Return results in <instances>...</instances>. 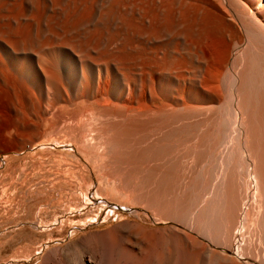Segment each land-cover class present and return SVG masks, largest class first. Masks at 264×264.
<instances>
[{
	"label": "bare ground",
	"instance_id": "6f19581e",
	"mask_svg": "<svg viewBox=\"0 0 264 264\" xmlns=\"http://www.w3.org/2000/svg\"><path fill=\"white\" fill-rule=\"evenodd\" d=\"M106 7L127 57L96 34ZM82 100L103 112L63 121L64 107L56 136L90 127L77 151H113L102 177L138 222L43 251L41 264H264V0H0V155L7 134L31 145ZM48 185L35 196L65 203L69 185ZM102 189L95 204L113 200Z\"/></svg>",
	"mask_w": 264,
	"mask_h": 264
},
{
	"label": "rangeland",
	"instance_id": "374dc122",
	"mask_svg": "<svg viewBox=\"0 0 264 264\" xmlns=\"http://www.w3.org/2000/svg\"><path fill=\"white\" fill-rule=\"evenodd\" d=\"M114 19H117L116 10L114 7H106L94 29L97 30V35L102 33L107 36L108 45H114L119 55L124 58L130 55L131 39L128 36L121 41V29L115 26L117 23ZM65 58L62 52H58L54 62L55 71L60 78H63L62 64ZM110 89L111 86L106 88L104 97ZM63 108V121H77L86 116L90 118L91 115L97 118V115L103 112L97 106H89L85 100L79 103L77 109L63 104L41 122L37 138L31 145L19 141L20 145L14 146L11 144L14 141V133L6 136L11 146L2 150L6 154L0 155V264H13L8 261H12L11 257L19 255L31 256L29 259H20L23 263L31 264L34 259L32 264H41L44 252L47 253L48 249H62L72 241L81 240L91 233L114 230L127 221L138 222L130 211L136 207L128 206L127 199L122 194L112 192L111 189L115 190L116 185L108 183L102 177L106 174V167L112 162L113 151L105 150L103 141L97 142V154L77 151L83 143L81 132L85 133L90 127L85 126L78 132L73 128L74 125L66 126L61 134L56 136L60 120L55 119L54 114ZM102 120L105 122L106 118ZM102 122H96L94 129L102 127ZM64 135H72L77 144L70 143L71 139L66 141L68 144H57V140L64 138ZM102 152L106 153L104 164ZM46 181L47 184L39 185L40 182ZM50 182L59 185L57 189L69 185V192L63 193L65 203L58 205L59 202H55L49 205L47 199H38L35 196L37 190L38 194H42L39 190L48 187ZM101 186L106 195H112L113 200L104 199L105 203L95 204L94 200L101 199L97 195ZM52 198L57 200L56 195L52 194L50 199ZM55 214L58 215V221H54ZM64 222H70L68 228L63 227ZM46 232L50 237L45 235ZM62 235L64 237H61ZM51 236L54 239H51Z\"/></svg>",
	"mask_w": 264,
	"mask_h": 264
}]
</instances>
